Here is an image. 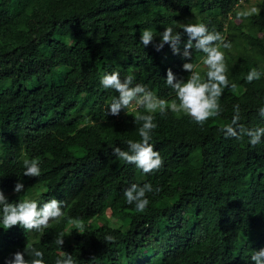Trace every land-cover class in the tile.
Returning a JSON list of instances; mask_svg holds the SVG:
<instances>
[{
	"label": "trees",
	"instance_id": "trees-1",
	"mask_svg": "<svg viewBox=\"0 0 264 264\" xmlns=\"http://www.w3.org/2000/svg\"><path fill=\"white\" fill-rule=\"evenodd\" d=\"M240 1L0 0V85L6 86L0 88V190L9 203L63 202V216L40 232L0 223V264L28 242L44 253V264L65 254L74 264H254L252 254L264 249V137L253 146L247 136L221 131L236 105L241 124L264 128V12L250 15L245 27L236 24ZM193 11L209 31L234 34L235 54L227 50L225 63L230 86L237 87L224 90L220 115L203 127L186 114L155 113L150 143L163 165L145 174L113 149L141 140L142 122L134 116L148 113L135 106L108 115L119 93L101 80L113 72L122 81L132 75V86L142 84L171 103L176 94L166 82L168 69L186 82L184 63L198 65L205 54L193 49L188 60L183 46L181 54L167 44L157 51L140 37L151 30L159 43L167 27L182 32ZM253 68L262 75L249 83ZM59 90L69 104H60ZM25 159L39 160V177L23 175ZM132 184L159 189L146 194L144 212L126 201ZM106 212L130 218L122 225Z\"/></svg>",
	"mask_w": 264,
	"mask_h": 264
},
{
	"label": "clouds",
	"instance_id": "clouds-1",
	"mask_svg": "<svg viewBox=\"0 0 264 264\" xmlns=\"http://www.w3.org/2000/svg\"><path fill=\"white\" fill-rule=\"evenodd\" d=\"M182 32H176L172 27H167L160 36L159 43H154L155 38L151 30H143L140 42L144 47L150 44L160 51L167 44L171 47L174 54H181L183 46V57L190 60L192 51L203 52L205 57L202 60L203 65L207 68L206 77L202 79L198 65L193 62L184 63V71L190 73L187 81L177 79L171 69H168L166 82L171 87L176 98L169 103L166 100L158 98L151 90L142 84L133 85L134 76L128 75L123 81L120 79L119 72H113L105 75L101 84L106 89H113L119 93L108 108V115L118 116L121 110H129L133 105L145 110L148 114L139 112L134 116L136 123H141L138 129L141 140H128V150H122L119 147L113 149V154L121 161L128 164H134L145 174L159 170L163 161L158 151H155L150 143L152 132L157 128L154 122V114L159 112L166 115L169 110L174 113H183L191 117L200 127L221 113L219 100L225 89L231 87L236 90V84H231L227 77V66L225 63L224 53L221 47L230 48V44L225 42V38L216 31H209L204 23H188L181 25ZM184 36L187 37L186 41ZM261 73L255 68L250 70L246 76L247 82L251 83L261 77ZM178 101V103H177ZM234 115L231 124L226 125L221 131L228 138L242 139L244 136L250 138L249 142L255 146L261 142L264 137V128L248 129L240 123L241 113L239 105L235 106ZM259 114L264 117V107L259 109ZM25 171L24 176L39 177L41 169L38 159L23 161ZM24 185L17 183L14 191L19 193L23 190ZM158 192L159 189H153L151 184L139 186L132 184L124 192L128 204H135L138 212H144L149 204L147 193ZM0 206H2V216L0 223L5 230L20 225L27 231L40 232L49 226L50 221H58L63 216V202L52 199L39 207L35 200L24 199L18 203H9L2 190H0ZM76 227L82 229V225L77 223ZM63 237V234H61ZM106 240L112 242L113 237H106ZM62 247L63 238L55 241ZM30 257L26 259L25 256ZM44 253L37 250L30 242L26 245L24 252H16L12 258L8 259L6 264H44ZM254 264H264V249L254 251L251 256ZM55 264H74L72 255L65 254L61 259H57Z\"/></svg>",
	"mask_w": 264,
	"mask_h": 264
},
{
	"label": "rangeland",
	"instance_id": "rangeland-1",
	"mask_svg": "<svg viewBox=\"0 0 264 264\" xmlns=\"http://www.w3.org/2000/svg\"><path fill=\"white\" fill-rule=\"evenodd\" d=\"M259 12H264V0H248L247 2L242 0V1H240L238 3V6L234 10V14L236 15V17L233 20L235 21L236 24H240V25L245 27L246 25H248V21H249L248 17L250 15H253V14H258ZM197 20H198V13L196 11H193L191 16L185 18L181 23L182 24H187V23L195 24ZM224 38H225V42L229 43V44L231 42L235 41L234 34H232V35L229 34L228 35L226 33L224 35ZM232 48H233V46H230V48L221 47L220 50L224 53V56H225L227 50H229L231 53L235 54V51H233ZM202 60L198 63V69H197V70L200 71L201 74H202L203 71L207 70V68L202 63ZM5 87H6L5 85H3V86L0 85V88H5ZM58 94L60 96V104L62 106L66 105V104H69L71 102V98L67 94L66 91L59 90ZM135 106L136 105H133V108ZM181 114H183V113H179V115H181ZM38 194H39V192L35 191L34 195L36 196ZM105 218L111 219V220H113L115 222L117 220L120 224L125 225L129 221L130 217L129 216H125V215H118V214L106 212ZM32 239H35V236H32ZM135 259L139 260L140 257L137 256Z\"/></svg>",
	"mask_w": 264,
	"mask_h": 264
}]
</instances>
